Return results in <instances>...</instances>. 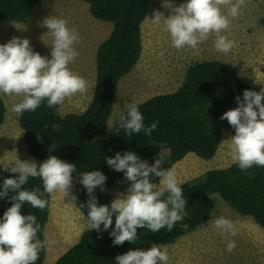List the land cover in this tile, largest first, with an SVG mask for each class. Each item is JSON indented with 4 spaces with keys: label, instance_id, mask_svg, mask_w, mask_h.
Listing matches in <instances>:
<instances>
[{
    "label": "trees",
    "instance_id": "obj_1",
    "mask_svg": "<svg viewBox=\"0 0 264 264\" xmlns=\"http://www.w3.org/2000/svg\"><path fill=\"white\" fill-rule=\"evenodd\" d=\"M56 1L63 0H0V23H25L38 5ZM78 1L89 6L92 18L112 26L109 37L100 43L96 51V77L91 103L81 113L63 115L61 104L49 108L45 100L34 112H24L19 117V127L24 132L25 147L35 160L42 163L50 155H55L76 165V172L72 173L75 204L87 218L89 196L79 182L80 173L98 170L107 177L104 191L97 187L93 195L98 206H110L114 198L108 191L118 179H126L123 172L108 166L106 157L113 158L116 153L124 155L132 151L150 166L155 164L156 159L162 158V169L172 168L190 153L210 160L221 144L220 126H230L227 120H221V116L239 106L236 98L243 100L245 90L259 91L221 61L196 62L188 68L182 86L175 92L152 97L137 105L145 127L157 123L150 136L143 132L128 135L123 129L117 132L119 116L126 114L127 110L115 117L113 128L109 129L119 83L134 70L142 54V25L148 13V0ZM6 117V104L0 94V127ZM53 124L60 125V129L54 131ZM16 176L18 173L11 172L1 175L0 186L4 179ZM150 180L160 182V178L155 176H150ZM180 186L187 200V215L171 231L164 228L153 233L147 228H138L134 243L126 241L122 245H114V237L110 236L115 227L113 217V224L106 231L103 225L100 231L86 228L79 241L54 264H116L115 257L129 250H147L153 243L161 247L172 245L210 219L217 199L236 213L252 218L264 230V167L253 166L244 171L237 163H232L223 169L209 170ZM22 188L30 191L38 188L43 193L39 177H30ZM13 195L15 193L9 191L8 197L0 198V220L11 207L9 198ZM42 198L48 201L44 210L27 203L22 206V214L36 216L41 225L38 232L40 240L45 239L51 195L44 193ZM183 224L188 225L187 229L182 227ZM46 257L47 251H41L36 264H44Z\"/></svg>",
    "mask_w": 264,
    "mask_h": 264
},
{
    "label": "clouds",
    "instance_id": "obj_2",
    "mask_svg": "<svg viewBox=\"0 0 264 264\" xmlns=\"http://www.w3.org/2000/svg\"><path fill=\"white\" fill-rule=\"evenodd\" d=\"M244 6L245 0H186L179 6L171 0H163L162 7L169 9L170 14L165 18L160 11H154L153 21L159 23L163 18L164 30L177 50L196 48L215 35L214 49L227 54L235 43L222 33L230 28L231 19L237 18ZM40 26L46 27L47 34L52 37L51 59L34 52L26 38L12 37L7 43L0 44V93L21 97L9 108L17 117L24 112H34L45 100L52 108L64 103L66 98L88 90V82L69 67L79 55L74 47L80 42L78 31L70 29L66 19L54 15L46 17ZM236 100L239 106L221 116V120H227L235 130V135L227 140L231 159L244 171L253 166L264 167V88L259 92L245 90L243 100L240 97ZM117 125V132L123 129L128 135L143 132L150 136L157 128L155 122L145 127L143 116L134 102L128 104L126 114L119 116ZM108 126L113 128L111 124ZM52 128L58 131L60 125L53 124ZM105 159L109 167L123 172L131 185L126 193H118L110 206H98L93 192L97 187L104 191L107 177L98 170L79 174V182L89 196L86 203L87 230L100 231L103 225L106 231L112 226L114 217L115 227L110 236L114 237V245H122L126 241L134 243L138 228H147L153 233L164 228L171 231L177 222L184 220L187 200L175 169L160 167L162 158L156 159L153 166L132 151L124 155L116 153L113 158ZM4 170L18 173V176L4 179L0 186V198L8 197L9 191L15 193L9 198L11 207L0 220V264H36L40 252L50 250L57 241L51 237L40 240L41 225L36 216L22 214V206L27 203L44 210L48 204L42 198L44 193L68 196L76 165L50 155L39 165L34 160L21 162L17 159ZM150 176L159 177V184L151 182ZM30 177L42 180L43 193L38 188L31 191L22 188ZM72 199L76 200V197L72 196ZM182 227L187 229L188 225ZM214 227L223 234L236 235L234 223L224 216L215 219ZM235 247L234 240L227 242L229 253ZM115 261L116 264H168L169 254L166 248L162 250L153 243L147 250H129L117 255Z\"/></svg>",
    "mask_w": 264,
    "mask_h": 264
},
{
    "label": "rangeland",
    "instance_id": "obj_3",
    "mask_svg": "<svg viewBox=\"0 0 264 264\" xmlns=\"http://www.w3.org/2000/svg\"><path fill=\"white\" fill-rule=\"evenodd\" d=\"M175 6L186 0H171ZM163 0H148V13L142 25L143 50L134 70L124 77L115 93V101L109 124L113 125L116 116L127 110L129 103L137 105L152 97L173 93L179 89L188 68L196 62L221 61L234 70L256 91L264 88V0H245L246 6L240 15L231 19L230 28L223 32L235 46L227 54L217 52L214 47L215 35L196 48L185 47L177 50L171 45L169 34L164 30L163 18L153 21L154 11L164 17L170 10L162 7ZM226 11V9H225ZM54 15L66 19L68 27L75 28L80 42L74 47L79 53L70 69L88 82L84 94L66 98L60 105V112L81 113L91 103L96 77V51L101 42L107 39L112 26L92 18L89 6L78 0H63L38 5L25 23H0V44L12 37L28 39L34 52L51 59L52 37L48 29L41 27L46 17ZM7 108V117L0 127V176L19 159L37 160L31 157L25 147L24 132L19 127V117L9 111L13 103L21 97L0 93ZM222 139L214 158L207 160L194 153L174 164L179 185L201 177L209 170L223 169L234 163L231 159L229 140L235 135L231 126H220ZM156 184H159L156 183ZM131 182L118 179L108 193L115 199L118 193H126ZM74 185L70 194H51L50 215L44 237L57 241L47 250L44 264H54L68 249L74 246L87 228L88 219L76 207ZM230 219L236 228V235L223 234L214 227L216 218ZM234 240L236 247L231 253L226 249L227 242ZM169 254L168 264H264V230L252 218L236 213L222 200L217 199L212 216L196 231L180 238L176 243L162 247Z\"/></svg>",
    "mask_w": 264,
    "mask_h": 264
}]
</instances>
